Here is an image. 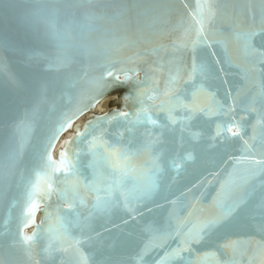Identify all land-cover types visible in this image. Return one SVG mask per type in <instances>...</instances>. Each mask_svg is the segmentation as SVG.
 I'll return each instance as SVG.
<instances>
[{
	"label": "snow or ice",
	"instance_id": "obj_1",
	"mask_svg": "<svg viewBox=\"0 0 264 264\" xmlns=\"http://www.w3.org/2000/svg\"><path fill=\"white\" fill-rule=\"evenodd\" d=\"M181 2L188 38L174 42L173 52L190 51L191 65L177 87L188 65L183 55H175L161 94L148 75L158 68L137 79L135 69L116 68L120 61L111 54L152 45L163 34L169 23L167 10L159 7L163 0H34L38 7L26 22L35 43L49 51L20 50L34 69L31 84L25 86L22 113L0 123V200L10 195L12 207L23 200L21 222L15 233L8 231L9 251L23 252L32 264H68L69 257L71 264H264V0H195L191 9L186 0ZM96 4L110 11L77 15L83 6ZM39 24L45 25L43 33ZM98 55L102 59L97 63ZM76 64L79 71L73 70ZM95 68L102 73L80 103L77 86ZM232 69L242 83L225 78ZM108 78L133 85L125 99L135 111L95 116L82 131L77 126L60 160H54L56 141L95 107L110 86ZM65 96L77 104L61 103L54 121L38 122L44 106L55 107ZM109 126L117 131L110 132ZM209 149L216 152V170L209 175L219 185L212 197L214 210L205 215L204 202L195 195L192 202L184 197L179 204L162 197L168 214L159 224L144 225L140 235L146 241L134 254L126 258L107 250H81L74 226L98 211L121 208L135 221L148 203L163 208L151 199L160 182L169 172L181 174L187 162ZM205 183L212 180L206 177L200 186ZM80 189L95 196L83 220L79 209L86 205ZM38 193L46 202L44 218L28 235L24 230L35 224L41 207ZM52 196L57 197L55 208L47 204ZM4 235L0 224V237ZM4 251L0 240V257Z\"/></svg>",
	"mask_w": 264,
	"mask_h": 264
},
{
	"label": "water",
	"instance_id": "obj_2",
	"mask_svg": "<svg viewBox=\"0 0 264 264\" xmlns=\"http://www.w3.org/2000/svg\"><path fill=\"white\" fill-rule=\"evenodd\" d=\"M186 2L189 9L195 7V0H186ZM37 7L38 5L34 3V0H0V61H2L0 63V123H3L7 117L22 113L23 106L21 99L25 94V86L31 84L34 69L32 64L27 62L24 56L20 55V50L49 51V48L35 43L32 31L26 22V18ZM55 7L60 6L57 5ZM159 7L165 8L168 12L167 19L169 23L164 29L163 34L155 37L152 45L141 44L139 49H121L119 52H113L111 55L113 59L120 61V63L115 65L116 68L126 67L135 69L138 73L137 79H143L146 70L158 68L159 70L156 72L149 71L148 75L154 77L159 92L163 94L168 81L169 69L170 67H174L170 63L173 57L175 55H183L188 65L180 73L179 83L177 84V87H179L183 84V80L187 78L188 68L191 65V52L189 51L186 54L173 52L174 42L180 43L182 40L188 38L187 33L184 31L188 24L183 2L181 0H163V3ZM239 7L242 8L243 5H239ZM84 11H92L100 14L101 12L110 10L105 8L103 4L85 5L78 11L77 15H81ZM116 23L118 24L119 22ZM38 30L40 33H43L45 25L39 24ZM96 35L93 34L92 38L95 39ZM146 48L148 51L145 54L144 49ZM152 48H156L157 50L153 52L151 51ZM101 59L102 55H98L94 62L98 63ZM72 67L74 71L80 70L79 64L73 65ZM84 67L87 69V61L84 62ZM237 71V69H232L225 78L236 84L242 83L239 75H237ZM101 73L102 69L99 68L89 70L86 80L78 84L80 103L86 102L90 82L96 77H99ZM52 74L55 75V73ZM108 79L110 86L98 97V103H96L95 107L84 112L83 115L75 120L73 128L62 134L56 141L55 147L52 150L54 160H60V154L67 147L66 142L73 138L77 126L82 131L87 122L95 116L111 115L118 111H135L133 102L125 99L131 93L133 85L131 83L125 84L115 81L113 78ZM121 80H123L122 75ZM229 86L225 85V87ZM102 101H105V103L100 106L99 104ZM61 103L64 105H76L77 101H69L67 96L64 97L63 101L57 99L55 107L46 105L40 110L37 116L38 122L54 121L59 115L57 109ZM155 103H159V100L155 101ZM63 110L67 111L68 109L64 108ZM161 122H163V114H161ZM109 131L114 133L117 131V128L115 126H109ZM34 134H39L38 128L34 130ZM143 158L141 157V159ZM215 163L216 152L209 149L206 153L197 156L196 159L187 162L185 170L181 174L177 175L175 172H169L166 179L160 182V186L151 197V199L158 201L164 207L160 208L156 204L148 203L147 208H141L143 216L137 215L135 221L126 216L125 210L121 208L93 213L86 223L73 227V235L82 241L81 250L85 254L88 252L98 253L107 250L108 252H113V254H123L126 258L134 254L137 246L142 241H146V237L140 235V230L144 225L146 223L159 224L164 221L168 214V202L162 199V197H170L173 200H177L179 204L184 197L187 198L188 202H192L193 196L195 195L204 202V214H208L214 210L212 197L219 187L214 176L209 175V171L215 172ZM206 177L212 180V183H205L203 186H200V182ZM193 185H196V187H193ZM190 188L192 189L191 192L188 191ZM79 195L85 201L86 205L81 206L79 209L81 219L83 220L84 217L89 215L95 196L86 193L83 189L79 190ZM36 199L41 207L35 214V224L24 230L28 235H31L35 231V225L40 224L44 218V207L46 206L44 194L38 193ZM56 201L57 197L52 196L47 200V204H52L53 208H55ZM59 206L63 208L64 202L60 201ZM22 208L23 200L16 207H12V197L10 195H6L3 200H0V224L4 225L5 231L4 237H0V240L5 245V251L0 258L3 259L4 264H32L24 256L23 252L15 249L9 251L7 249V244L10 242L7 239L8 231L16 232L17 226L21 222ZM149 208L151 211L148 210ZM122 217L128 220L127 224L123 222ZM97 233H99V236H97ZM129 233H131L130 236L128 235ZM87 236H91L93 239L89 241ZM48 264H51V262L49 261ZM57 264H59V260H57ZM68 264H71V257L68 258ZM206 264H213V261L209 260Z\"/></svg>",
	"mask_w": 264,
	"mask_h": 264
},
{
	"label": "bare ground",
	"instance_id": "obj_3",
	"mask_svg": "<svg viewBox=\"0 0 264 264\" xmlns=\"http://www.w3.org/2000/svg\"><path fill=\"white\" fill-rule=\"evenodd\" d=\"M105 100V99H104ZM105 101H102L99 105L102 106L104 105Z\"/></svg>",
	"mask_w": 264,
	"mask_h": 264
}]
</instances>
